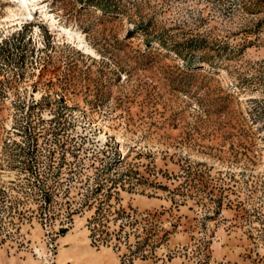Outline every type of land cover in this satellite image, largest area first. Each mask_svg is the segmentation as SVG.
Wrapping results in <instances>:
<instances>
[{
	"label": "rangeland",
	"instance_id": "1",
	"mask_svg": "<svg viewBox=\"0 0 264 264\" xmlns=\"http://www.w3.org/2000/svg\"><path fill=\"white\" fill-rule=\"evenodd\" d=\"M0 264H264V0H0Z\"/></svg>",
	"mask_w": 264,
	"mask_h": 264
}]
</instances>
